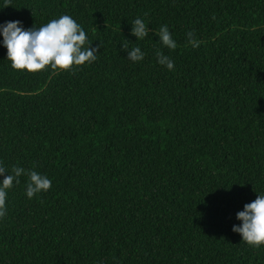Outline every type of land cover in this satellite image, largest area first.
Listing matches in <instances>:
<instances>
[{"label":"trees","instance_id":"obj_1","mask_svg":"<svg viewBox=\"0 0 264 264\" xmlns=\"http://www.w3.org/2000/svg\"><path fill=\"white\" fill-rule=\"evenodd\" d=\"M3 5L0 25L25 30L68 15L99 53L75 72H21L0 35V162L52 181L29 199L22 175L8 192L0 264H264V246L232 231L264 195V0Z\"/></svg>","mask_w":264,"mask_h":264},{"label":"clouds","instance_id":"obj_2","mask_svg":"<svg viewBox=\"0 0 264 264\" xmlns=\"http://www.w3.org/2000/svg\"><path fill=\"white\" fill-rule=\"evenodd\" d=\"M11 7V0H4L3 8ZM147 15V14H145ZM214 19V17H213ZM149 29L139 18L132 22L131 34L138 40L148 36ZM0 35L3 37V47L7 49V60L17 71L41 73L50 70L52 74L75 72L87 67L98 59L99 46L92 47V41L87 37L84 29L70 16L62 15L52 19L46 25L36 29L25 30L20 21H9L0 25ZM161 44L174 51L177 43L169 32L167 25L161 26L157 33ZM188 44L198 48L202 41L195 39L192 31L187 34ZM127 51V58L132 62H140L145 54L139 47L129 50L128 40L122 44ZM160 65L166 66L169 71L174 70V62L159 49L155 53ZM26 175V195L29 199L37 194L51 189L52 181L35 170H25L13 166L11 174L0 162V219L7 215L8 192L20 183V177ZM241 226H233L232 231L241 235L243 242L253 248L264 246V195H257L251 203L245 204L243 211L236 215Z\"/></svg>","mask_w":264,"mask_h":264}]
</instances>
